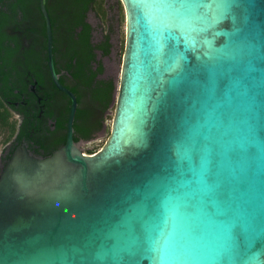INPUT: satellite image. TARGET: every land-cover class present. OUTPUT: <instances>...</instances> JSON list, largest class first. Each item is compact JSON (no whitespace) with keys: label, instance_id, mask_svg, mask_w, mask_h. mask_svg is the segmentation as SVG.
<instances>
[{"label":"water","instance_id":"obj_1","mask_svg":"<svg viewBox=\"0 0 264 264\" xmlns=\"http://www.w3.org/2000/svg\"><path fill=\"white\" fill-rule=\"evenodd\" d=\"M109 133L21 140L0 170V264H264V0H120Z\"/></svg>","mask_w":264,"mask_h":264},{"label":"trees","instance_id":"obj_2","mask_svg":"<svg viewBox=\"0 0 264 264\" xmlns=\"http://www.w3.org/2000/svg\"><path fill=\"white\" fill-rule=\"evenodd\" d=\"M101 12L104 14L103 9ZM120 12L122 14L121 5ZM69 29L66 51L63 53L66 66H57L58 53L54 49L56 47L54 36L52 54L59 82L67 87L77 100L72 126L73 140L79 142L92 139L102 130L105 113L112 101L115 82L111 78L101 77L104 72L102 57L108 56L112 49V32L108 31L95 39L93 34L95 28L81 19L70 24ZM4 38L5 36L0 34V146H7L2 157L5 163L19 140L31 133V120L38 115L37 108L32 113L28 111L32 102L35 103V97L30 91L31 84H34L39 95L45 98L46 106L49 108L56 96H62L67 101L65 111L60 117L54 116L49 108L47 112L55 122L54 130L64 131L60 145L65 142L70 99L59 91L51 80L47 67L46 36L42 41L43 49H26L22 52H19L16 43L11 47L9 44L11 41L5 43ZM40 62L44 66H41ZM15 102L18 105H15ZM15 112L22 116L20 123L19 118L15 117ZM94 151L90 150L87 153ZM50 153L41 156L45 157Z\"/></svg>","mask_w":264,"mask_h":264},{"label":"flooded vegetation","instance_id":"obj_3","mask_svg":"<svg viewBox=\"0 0 264 264\" xmlns=\"http://www.w3.org/2000/svg\"><path fill=\"white\" fill-rule=\"evenodd\" d=\"M120 5L122 7L120 0H45V9L51 24V34L52 37H56L54 49L58 53L57 66L62 67L67 64L63 53L66 51L70 24L78 19L90 23L95 28L93 34H99L100 38L102 34H106L108 31L113 32L114 20L117 18ZM101 9H103L104 14H102ZM79 29L80 27L77 28V31ZM0 34L5 36V43L11 41L9 43L11 47L16 43L19 52L26 51V49H43L42 41L46 36V29L40 0H0ZM39 64L44 66L41 62ZM30 91L35 97V103L32 102L28 111L30 110L32 113L37 108L38 115L31 120V133L28 137H22L19 142L23 140L32 153L41 156L52 153L62 146L59 142L64 131L54 130L55 122L51 120L47 112L51 109L54 116L60 117L65 111L67 101L62 96H56L49 108L46 106L45 98L39 95L34 84H31ZM15 105L18 103L15 102ZM15 116L19 118L20 123L22 116H19L18 112H15Z\"/></svg>","mask_w":264,"mask_h":264},{"label":"rangeland","instance_id":"obj_4","mask_svg":"<svg viewBox=\"0 0 264 264\" xmlns=\"http://www.w3.org/2000/svg\"><path fill=\"white\" fill-rule=\"evenodd\" d=\"M117 14L116 20H114V30L111 34V43L112 49L111 53L104 57V72L101 75L103 78H111L114 80L115 84L118 82L119 77V68L121 64V56L124 47V32H125V18H124V10L122 8V14L120 12ZM105 29V28H102ZM95 39L99 38V34H95ZM113 112V105H110L108 111L105 113V122L102 130L98 132L95 137L87 141H79L78 145L84 151H94L98 150L100 146L104 143L110 128L111 118ZM16 117V116H15ZM7 146H0V170L4 164L2 159Z\"/></svg>","mask_w":264,"mask_h":264}]
</instances>
